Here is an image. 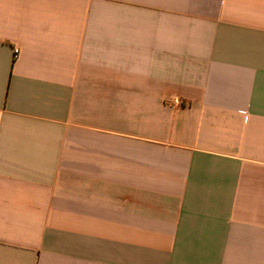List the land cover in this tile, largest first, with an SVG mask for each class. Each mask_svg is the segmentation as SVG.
<instances>
[{"label":"crops","instance_id":"crops-1","mask_svg":"<svg viewBox=\"0 0 264 264\" xmlns=\"http://www.w3.org/2000/svg\"><path fill=\"white\" fill-rule=\"evenodd\" d=\"M0 264H264V0H0Z\"/></svg>","mask_w":264,"mask_h":264},{"label":"built area","instance_id":"built-area-1","mask_svg":"<svg viewBox=\"0 0 264 264\" xmlns=\"http://www.w3.org/2000/svg\"><path fill=\"white\" fill-rule=\"evenodd\" d=\"M18 50L17 49H15L14 51H13V58L14 59H17V57H18Z\"/></svg>","mask_w":264,"mask_h":264}]
</instances>
